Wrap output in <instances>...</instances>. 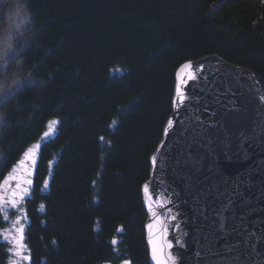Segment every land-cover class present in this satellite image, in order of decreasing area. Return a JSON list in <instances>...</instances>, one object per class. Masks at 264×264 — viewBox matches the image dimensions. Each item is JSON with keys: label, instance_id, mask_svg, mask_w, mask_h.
<instances>
[{"label": "trees", "instance_id": "1", "mask_svg": "<svg viewBox=\"0 0 264 264\" xmlns=\"http://www.w3.org/2000/svg\"><path fill=\"white\" fill-rule=\"evenodd\" d=\"M22 8L30 21L6 70L22 81L0 104V176L48 121H60L36 169V187L51 178L32 204L46 207L28 234L33 264H149L141 188L173 112L176 72L219 56L252 71L264 91V0H22Z\"/></svg>", "mask_w": 264, "mask_h": 264}, {"label": "water", "instance_id": "2", "mask_svg": "<svg viewBox=\"0 0 264 264\" xmlns=\"http://www.w3.org/2000/svg\"><path fill=\"white\" fill-rule=\"evenodd\" d=\"M186 65L143 185L150 264L153 246L161 264H264V92L220 57Z\"/></svg>", "mask_w": 264, "mask_h": 264}, {"label": "rangeland", "instance_id": "3", "mask_svg": "<svg viewBox=\"0 0 264 264\" xmlns=\"http://www.w3.org/2000/svg\"><path fill=\"white\" fill-rule=\"evenodd\" d=\"M23 11L24 10L22 8L21 0H0V95L5 96V97L10 96L12 93L17 91L16 89L17 86L14 84V81H19L20 83L22 81V79H19L17 77L16 79L14 76L10 77L9 76L10 73L7 74L6 70H7V66H9L11 61L18 54L17 41L19 40V38L24 36V32H25L24 29L26 25L28 24L27 16ZM22 30L24 32L21 33ZM216 57H219V56H216ZM194 62L196 61H192L190 63H194ZM117 72L119 73L120 69H118ZM176 84H177V79H176ZM261 90L263 91L262 88ZM175 93H176V86H175ZM175 93H174V97H175ZM3 101H5V99L0 101V104L3 103ZM173 112H174V105H173ZM115 126H116V122L114 123L113 127ZM59 127H60L59 120L52 119L48 121V123L46 124V128L44 129L40 138L36 142H34L30 147H28L25 151V152L30 151L31 156L25 157L24 155L25 152H24L20 160L14 166H12V169L9 171L6 177H9L11 175V176H14L15 179L11 180L9 184L3 185L2 187H0V195L4 196L5 201L12 199L11 194L13 191H16L18 193L16 199L19 200V189H17L16 187L18 183L20 184L21 188L27 187L29 189V195L30 193L34 192L31 188L33 185H35L34 179H33V176H34L33 170L35 166L37 167L36 164H37V160H39L41 148L47 142H50L57 136ZM164 132H165V129H164ZM163 136H164V133H163ZM21 162H23V166H21ZM151 171H152V165H151ZM50 178H51V173H50V177L45 180V183H47L46 189L50 188V186H48L50 182L49 181ZM24 180H30L31 184H24L23 183ZM45 183L44 185H42L43 187H45ZM141 189H142L141 192L143 195V186ZM46 194H48V192H46L42 196H45ZM29 195L25 197H29ZM24 199L19 202L17 208L15 209L12 208L10 204L7 205V210L9 213L7 222L3 221V214L2 213L0 214L1 225H3L2 228H0V241L3 240L4 235L9 236L10 241H11L12 236L17 235L14 230V221L19 217L21 221V225L23 226V229H24L22 243L24 245V255L27 257V259L20 261V264H30V258H33V253H32L30 243H29V239H28V232L30 230L32 231L33 222L35 221V219L38 220L39 222L41 220L40 217H43L44 214L33 213L30 211L31 209L34 211L36 210V207H37L36 204L33 205L32 207V204L35 198L30 199L29 203L26 204V206H24V203H23ZM143 202H144V198L142 197L143 209L147 215V219L144 225L145 240H147L146 230H147L148 221L150 219V212L146 210ZM39 205L44 206L45 204L43 203V201H39ZM20 209H22L23 211H20ZM41 224H42V220H41ZM4 243L8 245V248L5 252L2 253V255L6 254V256H8L7 264H9L10 259H17V258L13 256V252H12L13 244L10 242H4ZM148 254L150 255L149 249H148ZM148 263L150 264V260ZM104 264H110V263H104Z\"/></svg>", "mask_w": 264, "mask_h": 264}, {"label": "snow or ice", "instance_id": "4", "mask_svg": "<svg viewBox=\"0 0 264 264\" xmlns=\"http://www.w3.org/2000/svg\"><path fill=\"white\" fill-rule=\"evenodd\" d=\"M185 68L188 67V65H184ZM179 76H178V80H179ZM189 79H195V77H189ZM14 84L17 86V89L20 88V82L19 81H14ZM176 101H174V103H178V104H184L185 100L188 98L186 93L182 91V83H177L176 86ZM7 97L0 95V101L6 99ZM115 123V122H114ZM173 126V121L169 120L168 121V127L171 128ZM167 132V130H166ZM46 135V134H45ZM25 157H30L31 156V152L27 151L25 152ZM152 163L155 165L156 164V158L153 157L152 158ZM21 166H23V162H21ZM15 179L14 176H9L6 177L4 181H0V187H2L3 185H7L9 184V182L11 180ZM24 184H31L30 180H24L23 181ZM17 189H19V200L16 199L18 193L16 191L12 192V199L5 201V198L3 195H0V213L3 214V221L7 222L8 220V210H7V205H11L12 208H17L18 204L20 201H22L24 199L25 196L29 195V189L27 187L21 188L20 184L18 183L16 185ZM47 187V183H45V188ZM145 192H148V188L147 185L145 186ZM41 209H43V205L40 206ZM161 207H166L165 205L161 204ZM170 211V209H168ZM20 211H23L22 209H20ZM155 215V213H154ZM26 218V217H25ZM171 220H175L176 217L175 215L170 217ZM175 227H179L178 225H175ZM224 225L221 224V230H223ZM14 230L16 232L17 235H14L11 237V241L9 240V236L4 235L3 236V240L0 241V243H4V242H10L13 244V248H12V252H13V256L17 259H10L9 264H20V261L27 259V257L24 255V245L22 243L23 240V226L21 225V221L20 218L18 217L15 221H14ZM55 243V242H54ZM111 245L116 246L119 241L117 239H113L111 242ZM171 246V245H170ZM115 250V248H114ZM152 259L154 261H156V264H161L160 260L158 259L157 256V249L155 248V246H153V253H152ZM123 264H130V261L125 260L123 262Z\"/></svg>", "mask_w": 264, "mask_h": 264}, {"label": "bare ground", "instance_id": "5", "mask_svg": "<svg viewBox=\"0 0 264 264\" xmlns=\"http://www.w3.org/2000/svg\"><path fill=\"white\" fill-rule=\"evenodd\" d=\"M21 3H22V0H21ZM24 10V9H23ZM25 14H26V16H27V23H29V21H30V17H29V14L24 10L23 11ZM22 32H24L23 30L21 31V33ZM205 58V57H204ZM203 58V59H204ZM227 62V61H226ZM188 63H190V62H187V63H185V64H183L182 66H180L179 67V69L177 70V72H176V79H177V75H178V72L180 71V69L184 66V65H186V64H188ZM227 63H229V62H227ZM231 65H234V64H232V63H230ZM234 66H236V65H234ZM236 67H238V68H242V67H240V66H236ZM245 69V68H244ZM254 77L256 78V76L254 75ZM256 80H257V78H256ZM257 83H258V80H257ZM173 105H174V100H173ZM172 116V115H171ZM171 116H170V118H171ZM169 118V119H170ZM169 119H168V121H169ZM167 125V124H166ZM36 142V141H35ZM161 143V142H160ZM160 145V144H159ZM158 148H159V146H158ZM156 149V151L153 153V155L154 154H156V156H161V153H159L158 151H159V149ZM23 155V154H22ZM22 155H21V157H22ZM152 155V156H153ZM40 156V155H39ZM152 156H151V158H152ZM20 157V158H21ZM40 158V157H39ZM38 163H39V160H37V164L36 165H38ZM13 168H15V167H13ZM12 169V167L9 169V171ZM36 169H37V167L35 166L34 167V170H33V174H34V176H33V179L35 180V176H36ZM9 171L6 173V174H4L3 176H0V181H4L5 180V177L8 175V173H9ZM49 178V177H48ZM150 179H151V177L149 178V180L148 181H150ZM49 181H50V179H49ZM147 181V182H148ZM49 184H50V182H49ZM49 184H48V186H49ZM32 190L34 191L33 193H30V195H29V197H25V199H24V201H23V203H24V206H26V204H28L29 203V200L30 199H33V198H36V197H41L43 194H45L46 192H49V189L47 188H45V187H43V186H41V187H36V185H33L32 187ZM144 195H142V197H143ZM144 203V202H143ZM40 206L41 205H37V207H36V210L34 211V210H30L31 212H33V213H41V214H44L45 213V209H46V207H45V205H44V207H43V209H41L40 208ZM1 214V213H0ZM226 225V224H225ZM2 226L3 225H1V221H0V228H2ZM30 233V231L28 232V234ZM244 236V235H243ZM27 241V240H26ZM145 242H146V246H147V248L149 249V247H148V244H147V240H145ZM27 244V243H26ZM118 245V244H117ZM117 245L114 247V248H116L117 247ZM7 248H8V245L6 244V243H4V244H2V243H0V253H3V252H5L6 250H7ZM30 254V253H29ZM148 259H150V255L148 254ZM7 261H8V256H6V254L4 255H2L1 257H0V264H7ZM123 262L124 261H122L120 264H123ZM30 264H33V260H32V258H30ZM104 264V263H103Z\"/></svg>", "mask_w": 264, "mask_h": 264}]
</instances>
